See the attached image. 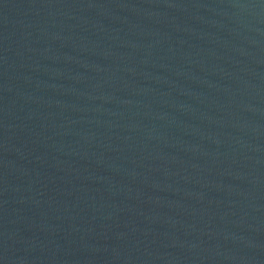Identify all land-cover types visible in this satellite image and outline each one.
Instances as JSON below:
<instances>
[{"label":"water","instance_id":"1","mask_svg":"<svg viewBox=\"0 0 264 264\" xmlns=\"http://www.w3.org/2000/svg\"><path fill=\"white\" fill-rule=\"evenodd\" d=\"M0 264H264V0H0Z\"/></svg>","mask_w":264,"mask_h":264}]
</instances>
